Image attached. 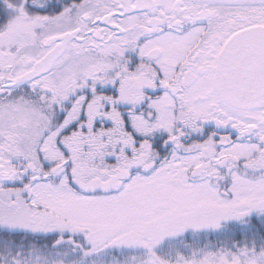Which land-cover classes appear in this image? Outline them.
<instances>
[{"label": "snow or ice", "instance_id": "1", "mask_svg": "<svg viewBox=\"0 0 264 264\" xmlns=\"http://www.w3.org/2000/svg\"><path fill=\"white\" fill-rule=\"evenodd\" d=\"M0 264H264V0H0Z\"/></svg>", "mask_w": 264, "mask_h": 264}]
</instances>
